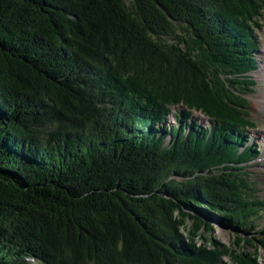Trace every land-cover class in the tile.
I'll return each mask as SVG.
<instances>
[{
  "label": "trees",
  "instance_id": "1",
  "mask_svg": "<svg viewBox=\"0 0 264 264\" xmlns=\"http://www.w3.org/2000/svg\"><path fill=\"white\" fill-rule=\"evenodd\" d=\"M263 14L0 0V264H261L247 95Z\"/></svg>",
  "mask_w": 264,
  "mask_h": 264
},
{
  "label": "rangeland",
  "instance_id": "2",
  "mask_svg": "<svg viewBox=\"0 0 264 264\" xmlns=\"http://www.w3.org/2000/svg\"><path fill=\"white\" fill-rule=\"evenodd\" d=\"M260 23L261 27L256 28V34L259 39V49H258V61L259 68L255 71L251 72L255 79V84L251 86L253 88V92H248L249 97V105L248 110L250 111V117L254 122L257 123L255 128L249 130V133L258 141L261 148V155L256 160L252 161L248 170L252 177V180L256 182L257 187V195L264 200V14L261 17ZM182 107H173V112L168 116L167 125L176 124V114L179 109ZM192 117L200 118V121L204 126L210 123L209 118L204 117L201 112H192ZM257 229L259 232H264V213L256 220ZM218 224H216V228H218ZM218 234L220 238L224 241L231 243L232 236L228 229H219ZM262 236V234L260 235ZM259 237V236H258ZM261 264H264V250L261 248ZM229 262L228 257H225ZM33 264H42L40 262H34Z\"/></svg>",
  "mask_w": 264,
  "mask_h": 264
}]
</instances>
